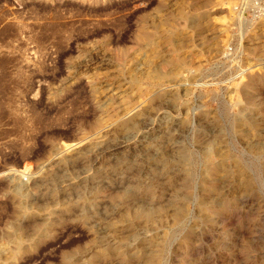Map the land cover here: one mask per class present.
<instances>
[{"label": "rangeland", "instance_id": "obj_1", "mask_svg": "<svg viewBox=\"0 0 264 264\" xmlns=\"http://www.w3.org/2000/svg\"><path fill=\"white\" fill-rule=\"evenodd\" d=\"M235 1L0 0V264H264Z\"/></svg>", "mask_w": 264, "mask_h": 264}, {"label": "built area", "instance_id": "obj_2", "mask_svg": "<svg viewBox=\"0 0 264 264\" xmlns=\"http://www.w3.org/2000/svg\"><path fill=\"white\" fill-rule=\"evenodd\" d=\"M232 11L239 23L257 25L264 21V0H237ZM225 54L227 58H234L236 56L234 46L230 45Z\"/></svg>", "mask_w": 264, "mask_h": 264}]
</instances>
